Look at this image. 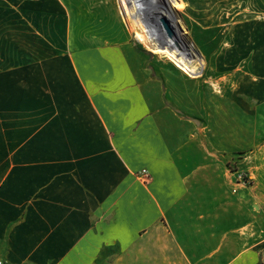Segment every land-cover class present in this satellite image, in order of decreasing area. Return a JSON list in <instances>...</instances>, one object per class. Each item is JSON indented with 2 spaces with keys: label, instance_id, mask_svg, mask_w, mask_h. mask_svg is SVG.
<instances>
[{
  "label": "crops",
  "instance_id": "crops-1",
  "mask_svg": "<svg viewBox=\"0 0 264 264\" xmlns=\"http://www.w3.org/2000/svg\"><path fill=\"white\" fill-rule=\"evenodd\" d=\"M238 2L185 0L228 30L192 78L118 0H0L3 264H264L240 233L246 203L264 216V17Z\"/></svg>",
  "mask_w": 264,
  "mask_h": 264
},
{
  "label": "rangeland",
  "instance_id": "rangeland-1",
  "mask_svg": "<svg viewBox=\"0 0 264 264\" xmlns=\"http://www.w3.org/2000/svg\"><path fill=\"white\" fill-rule=\"evenodd\" d=\"M225 1H229V3H232L233 1H236V0H225ZM237 1H239L238 3L241 4L240 7L242 8H245L248 5V0H237ZM175 2L177 6V12L179 16L181 17L183 24L187 30L186 37L188 41H190L195 46L196 53L201 56V59L204 64L203 71L208 70L209 68H212V58H213L212 53L214 49L218 48V46L221 45L226 40L227 32H228L227 27L202 30L196 24L192 23V21H189L188 18L186 17L185 0H175ZM252 5H253L252 8L249 7L250 8L249 11H251V16L255 17L257 15L256 14V8H257L260 11H262V15H260L259 17L263 19L264 0H252ZM142 10H143L142 3L136 0L134 1V4L132 5L131 12L127 14L125 17H123L119 11L120 15L122 16V19L125 22L126 27H124V30L126 31L129 40L132 43H135V46L138 50L146 54L149 61L166 62L174 66V64L170 62L167 58L154 54L151 50L150 40L144 39L143 32L140 29L141 25L138 22V15L141 14ZM237 11H240V10L237 8ZM183 74L185 75V73ZM187 77H191V76H187ZM232 170H235V169H232ZM248 179L250 180L249 182L250 183L249 186H250L252 184V179L250 177H248ZM245 205H246L245 207L249 208L248 215L246 217L247 221L244 219L245 216L242 215L241 217L243 219H242L241 224H239V227H241L240 225H245L244 224L245 221L249 223L248 224L249 226L247 230H243L240 233L242 237L244 236V234H246V235H250V237L252 238L253 237L261 238L264 235V232H263L264 216L259 212L256 203L254 202L246 203ZM241 207H243V205L239 204L238 213L241 211ZM242 213H244V210H242ZM240 249H242V247H238V250Z\"/></svg>",
  "mask_w": 264,
  "mask_h": 264
},
{
  "label": "bare ground",
  "instance_id": "bare-ground-1",
  "mask_svg": "<svg viewBox=\"0 0 264 264\" xmlns=\"http://www.w3.org/2000/svg\"><path fill=\"white\" fill-rule=\"evenodd\" d=\"M136 0H118L119 11L123 17L131 12ZM142 3L143 10L138 15L140 29L144 39L150 40L154 54L167 58L176 68L192 78L200 77L204 64L196 53L195 46L188 41L187 30L177 12L175 0H137ZM158 17L168 19L172 29V37H168L158 29L152 20ZM153 41V42H152Z\"/></svg>",
  "mask_w": 264,
  "mask_h": 264
},
{
  "label": "water",
  "instance_id": "water-1",
  "mask_svg": "<svg viewBox=\"0 0 264 264\" xmlns=\"http://www.w3.org/2000/svg\"><path fill=\"white\" fill-rule=\"evenodd\" d=\"M154 23H156L159 30H161L165 35L168 37H172L173 35V29L165 17H158L157 19L152 20Z\"/></svg>",
  "mask_w": 264,
  "mask_h": 264
},
{
  "label": "built area",
  "instance_id": "built-area-1",
  "mask_svg": "<svg viewBox=\"0 0 264 264\" xmlns=\"http://www.w3.org/2000/svg\"><path fill=\"white\" fill-rule=\"evenodd\" d=\"M186 75V74H185ZM188 76V75H187ZM237 180H238V184H242L243 186H247L250 183V180L248 179V176H245L244 173H237ZM138 177L142 180V181H147L148 179V173L145 170H142L139 174ZM233 192L235 193V190H233ZM0 264H3L2 260L0 259Z\"/></svg>",
  "mask_w": 264,
  "mask_h": 264
},
{
  "label": "trees",
  "instance_id": "trees-1",
  "mask_svg": "<svg viewBox=\"0 0 264 264\" xmlns=\"http://www.w3.org/2000/svg\"><path fill=\"white\" fill-rule=\"evenodd\" d=\"M245 176H247V175L245 174Z\"/></svg>",
  "mask_w": 264,
  "mask_h": 264
}]
</instances>
